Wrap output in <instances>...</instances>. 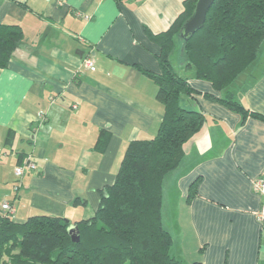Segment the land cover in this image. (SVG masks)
<instances>
[{
    "label": "crops",
    "instance_id": "0c3cea01",
    "mask_svg": "<svg viewBox=\"0 0 264 264\" xmlns=\"http://www.w3.org/2000/svg\"><path fill=\"white\" fill-rule=\"evenodd\" d=\"M185 1L0 0V24L23 33L0 68V207L9 202L15 221L37 214L72 224L91 218L127 145L157 134V85L138 68L159 72V46L150 35L165 32ZM87 55L93 71L83 67ZM187 82L195 92L180 105L200 110L205 123L163 180L170 252L186 263L264 264V230L255 217L260 198L252 189L264 170V121L227 109L211 83ZM230 90L264 117V51ZM28 156L36 169L17 179L14 168Z\"/></svg>",
    "mask_w": 264,
    "mask_h": 264
},
{
    "label": "trees",
    "instance_id": "16d2710c",
    "mask_svg": "<svg viewBox=\"0 0 264 264\" xmlns=\"http://www.w3.org/2000/svg\"><path fill=\"white\" fill-rule=\"evenodd\" d=\"M195 2L186 0L183 13L165 32L150 35L159 46V72L138 68L157 85L156 98L163 106L157 134L127 145L115 181L101 190L91 218L72 224L63 217L37 214L17 222L0 214V264H201L171 254L174 240L161 218L163 180L178 167L185 143L205 123L200 110L185 109L180 101L195 92L187 82L192 77L224 93L218 101L242 119L250 115L264 121L230 90L264 51V0H214L203 27L183 40L179 31ZM22 39L19 26L0 24L1 69ZM176 46L179 71L171 62ZM97 145L102 149L105 141L98 139ZM197 183L190 184L188 200L196 195ZM71 225L77 227L78 241L71 239Z\"/></svg>",
    "mask_w": 264,
    "mask_h": 264
},
{
    "label": "built area",
    "instance_id": "2783aa9c",
    "mask_svg": "<svg viewBox=\"0 0 264 264\" xmlns=\"http://www.w3.org/2000/svg\"><path fill=\"white\" fill-rule=\"evenodd\" d=\"M83 67L87 70L93 71L95 69L94 60L90 55H87L83 59ZM40 119H44L43 113H40ZM36 169L34 162L28 156L22 165H18L14 168V175L17 179H21L25 174V171H33ZM19 184L15 183L13 189L17 191ZM252 189L255 194L260 198V207L255 213L256 221L259 224L260 228L264 230V170L261 175L255 178L252 182ZM15 209L9 202H3L0 207V214L5 216L14 217Z\"/></svg>",
    "mask_w": 264,
    "mask_h": 264
},
{
    "label": "water",
    "instance_id": "95a60500",
    "mask_svg": "<svg viewBox=\"0 0 264 264\" xmlns=\"http://www.w3.org/2000/svg\"><path fill=\"white\" fill-rule=\"evenodd\" d=\"M213 2L214 0H196L191 15L180 28L179 36L181 39L188 40L195 32L203 27L206 14ZM69 234L73 241L79 240L77 227L75 225L69 227Z\"/></svg>",
    "mask_w": 264,
    "mask_h": 264
},
{
    "label": "rangeland",
    "instance_id": "374dc122",
    "mask_svg": "<svg viewBox=\"0 0 264 264\" xmlns=\"http://www.w3.org/2000/svg\"><path fill=\"white\" fill-rule=\"evenodd\" d=\"M178 46V45H177ZM176 46V48H175V50L173 51V54H172V56H171V62H172V64H173V67H174V69L176 70V71H179V63H180V59H179V47H177ZM179 231H180V229H179Z\"/></svg>",
    "mask_w": 264,
    "mask_h": 264
}]
</instances>
